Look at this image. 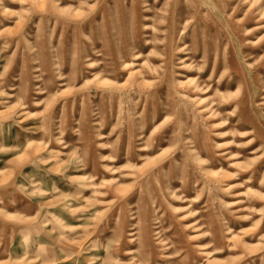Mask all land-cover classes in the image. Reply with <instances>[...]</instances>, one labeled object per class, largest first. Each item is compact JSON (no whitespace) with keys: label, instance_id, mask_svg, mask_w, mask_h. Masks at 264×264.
Segmentation results:
<instances>
[{"label":"rangeland","instance_id":"374dc122","mask_svg":"<svg viewBox=\"0 0 264 264\" xmlns=\"http://www.w3.org/2000/svg\"><path fill=\"white\" fill-rule=\"evenodd\" d=\"M0 264H264V0H0Z\"/></svg>","mask_w":264,"mask_h":264}]
</instances>
